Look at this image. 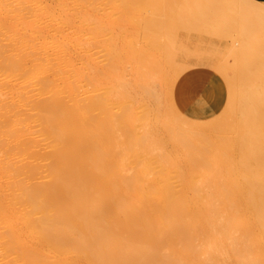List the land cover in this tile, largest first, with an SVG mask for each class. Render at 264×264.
Listing matches in <instances>:
<instances>
[{"label":"bare ground","instance_id":"bare-ground-1","mask_svg":"<svg viewBox=\"0 0 264 264\" xmlns=\"http://www.w3.org/2000/svg\"><path fill=\"white\" fill-rule=\"evenodd\" d=\"M200 23L233 40L205 119ZM262 36L257 0H0V264H264Z\"/></svg>","mask_w":264,"mask_h":264},{"label":"rangeland","instance_id":"rangeland-1","mask_svg":"<svg viewBox=\"0 0 264 264\" xmlns=\"http://www.w3.org/2000/svg\"><path fill=\"white\" fill-rule=\"evenodd\" d=\"M192 28L190 30L182 31L179 36L180 42L183 43L184 46L191 53V55L181 56L180 59L191 61V63H193L190 66L189 69L190 73L188 74V78H187V79H192V81H190V88L185 89V87H187L186 82L181 84H175L172 93V99L174 98L173 102H175L178 108H182V109L185 100L188 98L191 100L193 96L197 94L200 91V89H202L205 86L209 74L211 72L217 71L216 70L217 67L213 64V62H215L216 60L224 59L227 55L226 53H227L228 45L231 42H233L231 35L230 36L227 34L223 35L225 33H223L222 31L219 32L221 36L218 35V31L213 32L216 34L215 35L211 31L207 30V28L205 27L202 29L201 23L197 24L196 27L194 26V28L196 29L194 28L192 29ZM206 30L208 33L206 32ZM236 33L237 32H235V34ZM232 35H234V33ZM237 37H236L237 40L235 39L234 41L238 42V39L240 40V38ZM228 57L230 56L227 55L226 58ZM169 72L173 74V78H175L174 76L179 73L178 71L175 70ZM187 79H185V81ZM227 91H228V86H227Z\"/></svg>","mask_w":264,"mask_h":264},{"label":"crops","instance_id":"crops-1","mask_svg":"<svg viewBox=\"0 0 264 264\" xmlns=\"http://www.w3.org/2000/svg\"><path fill=\"white\" fill-rule=\"evenodd\" d=\"M225 85L226 80L219 72H211L205 86L183 105L184 113L196 119L209 118L219 113L227 98L228 91Z\"/></svg>","mask_w":264,"mask_h":264}]
</instances>
